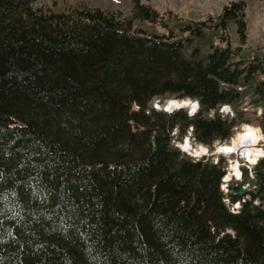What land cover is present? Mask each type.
<instances>
[{
    "label": "trees",
    "instance_id": "16d2710c",
    "mask_svg": "<svg viewBox=\"0 0 264 264\" xmlns=\"http://www.w3.org/2000/svg\"><path fill=\"white\" fill-rule=\"evenodd\" d=\"M37 1L0 0V264H264V157L254 190L224 194L222 163L194 161L172 135L225 141L250 120L218 108L241 102L264 132V69L227 31L246 42L243 2L175 38L177 21L140 0L129 18ZM205 30L216 46L187 55ZM172 97L198 111L150 106Z\"/></svg>",
    "mask_w": 264,
    "mask_h": 264
},
{
    "label": "rangeland",
    "instance_id": "374dc122",
    "mask_svg": "<svg viewBox=\"0 0 264 264\" xmlns=\"http://www.w3.org/2000/svg\"><path fill=\"white\" fill-rule=\"evenodd\" d=\"M242 1L244 4V20L246 22V42L241 44L239 42V37L236 33V26L234 23L229 22L227 26V31L230 37V43L233 46H240L241 55L247 59L259 60L262 68L264 69V0H140L141 3L149 5L154 8L161 17L169 16L171 20L175 19V27L172 29L174 37L180 36L181 25L188 21H200L205 20L206 17L211 16L220 19V14L222 7L229 2ZM55 2V3H53ZM54 4V5H53ZM86 5L90 7H98L109 13H120L123 17H131L132 12V0H38L35 3L37 7H50L54 11H64L69 8ZM180 21V22H178ZM133 24L139 29L152 34L160 35L162 31H167L163 25L148 23L142 19H134ZM170 24V23H169ZM221 36L220 32L213 30H205L199 37H193L192 41L186 46V54L190 55L193 49H197L199 58L205 55L213 46H216V38ZM264 80V77H262ZM177 99L172 98H156L152 101L151 107H155L158 102L162 103L165 100ZM171 103V102H170ZM192 105V104H191ZM192 107V106H191ZM160 106L159 111H163ZM244 112V118L250 120L249 124H239L233 128L232 135L225 141H215L211 145H204L197 143L192 137V130L188 128L186 134L180 136L177 130H173V145L179 149V151L188 157L192 158L194 161L203 160L211 161L213 163L221 162L224 169V176L221 179L220 189L224 194H229L232 192L236 194L237 188H244L249 191L254 190V168L256 164H249L244 157L239 152L234 154L226 155L224 153L218 152L221 146L228 145L231 140L235 138L239 133H242L245 125L252 126L259 129L262 139L258 143V148L264 151V132L261 127H258L257 116L260 115V110L252 107H246L244 102L235 105H223L218 108V112L222 116L232 118L236 115L237 111ZM177 111V110H174ZM183 111H186L184 109ZM187 112V111H186ZM255 112V114H254ZM214 111H211L209 116H213ZM189 142L192 150L203 148V153L200 155H194L192 152L187 151L182 148L185 141ZM234 164H238L240 170L241 178L236 180L234 174H230L231 167ZM244 171L247 173V177H244ZM228 177V178H227ZM225 178H227L225 180ZM244 195V194H242ZM250 198L249 195L245 196L244 199ZM226 206L229 211L238 210L240 204H231L228 199H224ZM231 233V232H228Z\"/></svg>",
    "mask_w": 264,
    "mask_h": 264
},
{
    "label": "bare ground",
    "instance_id": "6f19581e",
    "mask_svg": "<svg viewBox=\"0 0 264 264\" xmlns=\"http://www.w3.org/2000/svg\"><path fill=\"white\" fill-rule=\"evenodd\" d=\"M170 102H171L170 104H176V102H174V101H170ZM185 102L189 103V101H185ZM190 104H192L191 110H195L197 108L196 102H193L191 100ZM197 111H198V109H197ZM261 139H262V136H261L259 129L254 128V127L249 126V125H245L243 132L239 133L235 138H233L231 140L230 144L221 146L218 149V152L224 153L226 155H230V154H234L235 152H239L242 155V157H244L249 164L254 165L261 158L264 157V151H262L261 149H259L257 147L258 143L261 141ZM182 148L187 150V151L192 152L194 155H197V156L200 155L201 153H203V150H204L201 147L199 149L192 150L190 145H189V142L187 140L182 145ZM231 172L232 173H230V174H234V176L236 177L235 178L236 180H239L241 178V174H240V170L238 168V164H234L231 167ZM227 178H225V180Z\"/></svg>",
    "mask_w": 264,
    "mask_h": 264
},
{
    "label": "water",
    "instance_id": "95a60500",
    "mask_svg": "<svg viewBox=\"0 0 264 264\" xmlns=\"http://www.w3.org/2000/svg\"><path fill=\"white\" fill-rule=\"evenodd\" d=\"M176 101V104H170V99L163 101L162 103L158 102L159 104H156L154 109H158V107H162L164 112H173L174 110H184L186 109L188 115H194L197 112V109L199 108L198 102H197V108L195 110H191V100L190 98H185V99H173ZM189 101V103L185 102ZM192 130V128H191ZM236 194L242 195V194H247V190L244 188H237L236 189ZM233 192V191H232ZM230 192V195H233V193Z\"/></svg>",
    "mask_w": 264,
    "mask_h": 264
}]
</instances>
